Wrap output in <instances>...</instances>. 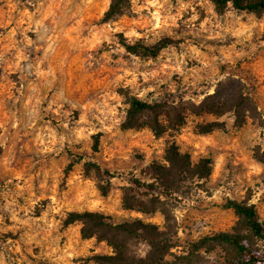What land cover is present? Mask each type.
Masks as SVG:
<instances>
[{
    "label": "rangeland",
    "instance_id": "1",
    "mask_svg": "<svg viewBox=\"0 0 264 264\" xmlns=\"http://www.w3.org/2000/svg\"><path fill=\"white\" fill-rule=\"evenodd\" d=\"M109 0H0V264H95L111 248L82 238L69 211H99L113 221L139 217L163 227L159 211L121 207L132 178L149 182L147 166L165 163L174 139L192 162L212 158L211 171L162 197L174 223L176 254L189 242L236 221L226 200L252 204L264 219V10L210 0H129L124 14L104 20ZM165 45L154 55L143 46ZM128 45L135 49H128ZM135 50V51H133ZM226 79L252 99L237 124L221 115L187 111L175 131L121 127L131 97L199 103ZM218 122L206 133L197 123ZM95 135L96 150L92 149ZM110 176L100 179L84 162ZM109 180L102 195L98 182ZM144 246L140 245V249ZM201 264H224L225 250Z\"/></svg>",
    "mask_w": 264,
    "mask_h": 264
},
{
    "label": "trees",
    "instance_id": "2",
    "mask_svg": "<svg viewBox=\"0 0 264 264\" xmlns=\"http://www.w3.org/2000/svg\"><path fill=\"white\" fill-rule=\"evenodd\" d=\"M217 12H222L229 4L239 10L260 12L264 10V0H210ZM129 8V0H109L103 19L108 20L124 14ZM164 42L153 46H143L145 54L154 55ZM128 49L135 46L128 45ZM135 51V50H133ZM252 99L243 91L239 81L226 79L218 83V88L211 94L205 95L197 103L180 108L174 101H148L131 97L121 127L148 128L153 135L175 131L185 120L187 111L193 114L211 113L221 115L232 111L235 122L240 124L245 118V111L252 108ZM218 122L208 121L197 123L196 130L206 133L217 127ZM98 136L95 135L92 149L96 150ZM165 163L151 162L148 168L149 182L132 178L137 192L140 186H145L149 194L144 197L134 193L130 187H124L121 195V207L142 213L159 211L164 218L163 227L152 222H146L139 217L122 218L113 221L109 215L99 211H69L65 222L78 221L82 238L95 237L110 246L107 254H94L95 264H201L202 254L215 247H220L228 255L224 264H264V219L260 218L252 204L228 199L225 207L231 208L236 215V221L228 231H216L210 235L199 237L189 242V246L180 254L171 249L174 242V223L162 197H172L180 192V185L194 177L203 178L211 171L212 158L210 155L198 158L192 162L187 152L180 150L174 139H169L164 148ZM86 169H93L96 176H110L105 168L94 162H84ZM109 180L98 182L97 188L102 195L108 190ZM140 245L144 248L140 249ZM200 258V259H199Z\"/></svg>",
    "mask_w": 264,
    "mask_h": 264
}]
</instances>
